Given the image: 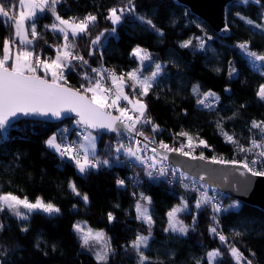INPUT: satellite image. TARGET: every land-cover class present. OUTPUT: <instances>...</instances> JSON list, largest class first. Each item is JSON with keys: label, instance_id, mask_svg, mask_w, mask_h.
Segmentation results:
<instances>
[{"label": "snow or ice", "instance_id": "6c2138e0", "mask_svg": "<svg viewBox=\"0 0 264 264\" xmlns=\"http://www.w3.org/2000/svg\"><path fill=\"white\" fill-rule=\"evenodd\" d=\"M65 3L66 0H0V25L9 31V35L0 41V149H4L12 141L13 131H21L18 128L21 117H44L61 123L69 121L70 125L58 127L45 140V145L61 162H71L81 176L98 173L102 168H139L140 172H134L127 177L137 188L146 178L151 183L175 184L185 192L196 193L191 207L188 198L183 195L178 197L179 203L166 213L168 223L164 228L165 232L187 236L190 230H195L201 209L211 210L209 235L218 238L227 253L219 247L207 250L203 257H193L192 264H222L226 254L232 264H255L256 253L249 248L246 256L236 243L229 241L221 227L222 214L239 215L242 211L240 200L233 199L226 204L222 185H215L207 170H187L184 165L171 162L170 156L176 154L189 160H207L211 164L231 165L239 170L241 177L264 178V120H251L247 143H241L234 132L229 133L224 129L223 118L216 122L225 143L233 145L235 151L242 154L241 159L225 160L222 156L209 158L203 152L195 154L196 148L211 150V145L199 134L194 136L183 129L173 134L184 138L179 146L175 142H165L159 138L164 129L151 116L144 98L161 87L163 80L167 78V65L172 63L178 67L176 61L155 60L146 48L138 44L129 53L135 59L136 67L118 73L116 69L105 67L104 64V49L109 37L118 39V26L126 20L134 27H142L163 38L164 30L154 22L155 13L138 12L136 0H120L117 6L108 8L103 17L111 27L104 28L92 37L91 30L98 25L99 16L88 12L83 17L71 15L65 18L58 11ZM174 3L176 7H183L181 0H174ZM253 4L259 8V22L240 11H236L234 15L264 35V0H230L225 5V13L233 7ZM45 14H50L51 22L41 25ZM184 15H189L186 8ZM170 19L175 25V18ZM193 22L200 29L201 35H192L179 41L178 46L191 49L194 55L197 52H215L209 44L213 41V36L202 23ZM41 27L42 30L59 34L62 39V43L54 44H48L47 39L44 40L54 49V57L44 59L37 52L35 42L44 39L43 31H38ZM229 31L227 24L220 29L221 33ZM86 37L89 39L85 55L79 49L78 40ZM250 45L251 42L245 40L238 41L235 47L247 59L250 68L264 76V52L252 50ZM95 56H99V60L96 61L98 66L94 67L89 57ZM215 71L219 72L220 69ZM72 73H76L84 81L78 88L69 85V76ZM238 75V69L229 61V78H238ZM126 88L131 91L126 92ZM224 91L230 92L231 89L226 87ZM191 94L198 109L215 110L220 101L216 92L201 91L199 84L192 85ZM256 97L264 102V83L258 86ZM183 112L187 115L186 109ZM235 115L233 113L229 119ZM108 134L112 135L109 136L101 155L98 143ZM16 156L18 159L19 154ZM250 183V180L245 179L232 181L230 186L247 187ZM116 184L118 187H125L126 181L118 177ZM68 187L85 204L88 203V195L82 194L75 182L69 181ZM133 196L137 197L134 205L136 219L147 225V234L138 232L133 240L121 247L125 251L132 249L136 257L135 264H164V261L154 260L148 254L154 225L150 212L152 198L142 191L138 195L133 192ZM5 211L20 220H28L33 213L52 216L59 214L61 209L42 197L32 201L27 196L21 198L7 192L0 193V213ZM180 213L192 215V224L187 225L179 219ZM114 219V215L108 213L109 222ZM3 230L4 225L0 223V232ZM73 230L79 235L81 248L93 252L97 264H109L110 259L116 255L117 250L104 231L91 228L85 230L79 223L73 225ZM21 231L27 232L28 228L22 227ZM232 234L235 237L248 234L247 224L235 227ZM36 247H39V243ZM7 256L8 249L0 245V264H8ZM168 259L171 264H175V253L170 252Z\"/></svg>", "mask_w": 264, "mask_h": 264}, {"label": "trees", "instance_id": "16d2710c", "mask_svg": "<svg viewBox=\"0 0 264 264\" xmlns=\"http://www.w3.org/2000/svg\"><path fill=\"white\" fill-rule=\"evenodd\" d=\"M119 3L120 0H66L58 11L65 18L71 15L83 17L88 12L97 14L98 25L91 30L92 37H95L104 28L111 27L103 17L108 8ZM136 4L138 12L155 13L154 22L164 30L165 35L160 38L142 27L132 26L131 22L126 20L118 26V39L109 37L104 49V64L105 67L116 69L118 73L136 67L135 59L130 57L129 53L138 44L146 48L155 60L176 61L178 67L172 63L167 65V78L163 80L161 87L154 89L144 98L151 116L164 129L159 138L169 144L175 142L176 146H179L184 138L173 134L183 129L194 136L199 134L205 139L211 133L219 132L216 122L223 118L224 129L229 133L234 132L241 143H247L251 120H264V102L256 97V90L264 83V76L250 68L247 59L235 44L247 40L251 42L252 50L264 52V35L245 24L234 13L240 11L259 22L258 6L253 4L247 7H233L228 11L227 21L231 31L228 38L217 36L206 24V30L214 38L209 44L215 52H197L194 55L191 49L178 46L179 41L192 35H201L200 29L193 22L199 21L198 18L189 11V15L185 16V6L176 7L174 0H136ZM172 17L176 20L175 25L171 23ZM50 21L44 16L41 25ZM38 31H43L44 39L35 42L37 51L54 57L55 51L48 44L62 43L59 34L42 30V27L38 28ZM7 35L9 31L0 25V41ZM45 39L48 44L44 42ZM88 39L86 37L78 40L79 49L85 55ZM89 59L94 67L98 66L96 61L99 56ZM229 61L238 69V78H229ZM217 68L220 69L219 72L215 71ZM81 83L84 81L76 73L69 76L70 86L78 88ZM193 84H199L201 91L212 90L219 95L220 101L215 110L197 108L195 98L191 94ZM226 87L231 91L225 92ZM125 90L131 91L129 88ZM242 104L245 107L241 108ZM184 109L187 110V115L184 114ZM233 113H236L235 117L229 119ZM69 125V121L58 124L20 121L18 128L21 131H13L12 141L4 149H0V193L11 192L21 198L27 196L32 201L42 197L61 209V212L53 217L45 213H33L28 220H20L7 211L0 213V223L4 225V230L0 232V245L8 249V264H97L94 254L81 248L79 235L73 230V225L80 222L87 223L93 230L104 231L107 237L111 238L117 252L109 264H135L136 257L132 249L125 251L121 246L133 240L138 232L147 234V225L136 219L134 207L137 197L133 196V192L138 195L141 191L152 198L150 207L154 225L148 254L154 260L159 259L164 261V264H171L168 254L174 252L175 264H192L193 257H203L207 250L219 247L227 253L218 238L209 235L208 227L212 215L210 209H201L195 230H190L187 236L181 237L164 231L168 223L166 213L179 203L178 197L183 195L188 198L191 207L196 193L185 192L175 184L151 183L146 178L137 188L127 177L134 172H140L138 168H102L98 173L81 176L71 162H61L59 157L46 147L45 140L56 132L58 127ZM109 136L111 135H105L98 143L101 155ZM228 150L229 154L223 159L242 158V154L235 151L233 145H229ZM200 152L209 158L215 156L214 152L207 148L195 149V154ZM118 177L125 179V187L117 186ZM141 177L143 178L142 172ZM69 181L75 182L79 191L88 195L87 204L71 192ZM232 200L225 196L226 204ZM73 205L76 207L73 208ZM241 206L239 215L222 214V230L228 235L229 241L236 243L246 256L249 248L256 253L255 264H264V212L243 203ZM110 212L115 217L111 222L108 220ZM180 217L185 224H192V215L183 213ZM245 223L248 234L235 237L232 230ZM22 227H27L28 231L22 232ZM222 264H232L227 254Z\"/></svg>", "mask_w": 264, "mask_h": 264}, {"label": "water", "instance_id": "95a60500", "mask_svg": "<svg viewBox=\"0 0 264 264\" xmlns=\"http://www.w3.org/2000/svg\"><path fill=\"white\" fill-rule=\"evenodd\" d=\"M229 2L230 0H181L183 7L185 6L194 17L196 16L199 20L207 24L221 38H228L231 34V31L228 33L220 32V29L225 24L228 25V12L227 14L225 13V5ZM23 120L40 121L48 124L60 123V121L55 119L44 117H21L19 122ZM170 160L173 163L184 165L187 170L193 172L207 170L212 177V182L215 185H222V190L225 192L226 197L238 199L241 203L264 212V178L251 176L241 177L239 170L231 165L211 164L207 160H189L186 157H181L176 154H172ZM245 179L251 181L247 187H241L240 185L230 186V182L232 181H243Z\"/></svg>", "mask_w": 264, "mask_h": 264}, {"label": "rangeland", "instance_id": "374dc122", "mask_svg": "<svg viewBox=\"0 0 264 264\" xmlns=\"http://www.w3.org/2000/svg\"><path fill=\"white\" fill-rule=\"evenodd\" d=\"M45 17L47 19L51 20L50 14H45ZM199 22L202 23L204 26H206V24L204 22H202L201 20H199ZM13 51H15V48H13ZM122 103H124V102H122ZM205 140L208 142L209 145H211V151L214 152V155L215 156H218V157L222 156L224 158L225 156H227L229 154L230 151L228 150V146L231 145V144L225 143L223 136L220 135L219 132L211 133L210 135H208L205 138ZM136 170H137V168H136ZM21 211H25V210L24 209H21ZM150 212H151V207H150ZM181 214H183V213L178 214V218L179 219H181V217H180ZM54 215H58V214H54ZM54 215H52L50 217H53ZM79 224L85 230L88 229V228H90L87 223L80 222ZM95 231H100V230H95ZM181 237H184V236H181ZM91 253H93V252H91Z\"/></svg>", "mask_w": 264, "mask_h": 264}, {"label": "built area", "instance_id": "2783aa9c", "mask_svg": "<svg viewBox=\"0 0 264 264\" xmlns=\"http://www.w3.org/2000/svg\"><path fill=\"white\" fill-rule=\"evenodd\" d=\"M51 22V21H50ZM37 52H39V51H37ZM40 54H41V56H42V58H44V59H47V58H49V57H52L50 54H48V53H46V54H44V53H42V52H39ZM115 114V113H114ZM197 149V148H196ZM139 169V168H138ZM140 170V169H139ZM174 185V184H173Z\"/></svg>", "mask_w": 264, "mask_h": 264}]
</instances>
